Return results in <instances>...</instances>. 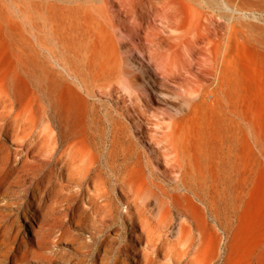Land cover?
<instances>
[{
	"label": "bare ground",
	"instance_id": "1",
	"mask_svg": "<svg viewBox=\"0 0 264 264\" xmlns=\"http://www.w3.org/2000/svg\"><path fill=\"white\" fill-rule=\"evenodd\" d=\"M202 1L88 0L84 18L76 17L67 40L60 36L38 37L31 31V25L29 31L26 29L31 37H27L23 33L25 29L22 31L16 22L9 23L7 34L0 39V175L25 172L28 158L43 157L46 162H54L53 175L57 176L56 181L62 189L72 184L89 198L91 187L98 181L103 188L97 194L100 198L120 189L121 202H126L123 203L126 204L125 222L134 233L140 227L151 236L150 229L162 226V223V227L168 228V224L177 221L174 237L180 256L209 247L214 251L209 264L215 259H218L216 264H230L228 250L242 237L233 231L229 219L217 211L216 176L213 172L210 176L206 174L200 156L189 153L182 146V139L174 136L172 125H168L166 132L160 131V122L153 121L151 110L143 105L152 98L150 93L146 94L148 85L156 80L165 85L171 81L173 86H176L174 81L183 86L191 83L193 88L198 76L203 74L202 59L185 60V53H212L211 71L207 74L215 75L217 61L214 57L220 54L223 46L220 40H226L227 45L232 38L231 16L219 15L222 21L212 15L208 17ZM178 3L187 10L188 20L194 24L204 46L216 40L213 48L189 45L187 31L179 26ZM224 3L228 11L233 9L232 0H224ZM226 19L229 29L220 38L218 27L224 25ZM168 32L170 36H166ZM122 50L128 58H138L143 78L121 79L125 74L119 59ZM195 66L196 71L192 72L191 68ZM138 79L146 83L140 91L134 82ZM177 88L184 96L189 95L188 89ZM191 91L192 96L195 88ZM99 95H105L113 109L122 110L121 115L132 120L137 140L149 144V152L131 147L125 132L115 123L110 127L109 144L101 148L103 140L96 134L94 105L90 103V98ZM10 140L19 141L14 145L25 154L23 158L18 157L20 153L11 152L7 144ZM102 155L106 176L100 166ZM134 176L146 187L134 183ZM149 184L152 187L150 196L143 199ZM153 203L160 208L156 222L150 218ZM105 206L110 207L108 203ZM164 210L168 213L166 223ZM28 225L32 232L31 223ZM150 244L146 245L151 252L144 253L139 264H160L163 260V264H169V259L166 260L169 253L160 250L157 243ZM1 247L0 244L3 264H38L43 258L40 253L43 248H33L24 242L17 250L21 257L13 255L11 260L5 247ZM123 250L127 252L128 249L124 247ZM126 260V256L119 257L116 263L125 264ZM183 261L172 260L171 264H185ZM249 264H264V261Z\"/></svg>",
	"mask_w": 264,
	"mask_h": 264
},
{
	"label": "rangeland",
	"instance_id": "2",
	"mask_svg": "<svg viewBox=\"0 0 264 264\" xmlns=\"http://www.w3.org/2000/svg\"><path fill=\"white\" fill-rule=\"evenodd\" d=\"M232 1L234 7L231 11L225 9L224 0L202 1L208 17L212 15L221 20L219 15L231 16L232 38L227 45L221 38L229 29L226 27L227 19L218 27L223 46L220 54L214 57L217 61L215 75L207 74L211 71L212 53H185V60L194 62L202 59L203 74L198 76L193 88L191 83L183 86L181 82L174 81L176 86H173L171 81L165 85L156 80V83L148 85L150 88L146 93H150L152 98L141 103L151 110L152 120L160 122V131L166 132L168 125H172L174 136L183 140H180L182 146L189 153L200 156L206 174L214 173L217 211L229 219L233 231L242 237L236 240L237 247L228 250L230 264H241L245 260L249 264L264 261V0ZM87 4L88 0H0V39L7 34L8 24L16 22L22 31L25 29L23 33L27 37H31L26 31L31 25V31H35L38 37L60 36L67 40L76 17L84 18L82 15ZM178 5L179 26L187 31V42L196 48L203 47L194 24L188 20L187 10ZM202 22L206 23V19ZM167 35L171 34L168 32ZM216 39L219 40L218 37ZM215 42L213 39L204 47L213 48ZM119 59L125 71L121 79L143 78L136 56L128 58L122 50ZM145 67L148 68L147 64ZM191 71L195 72L196 66ZM134 82L138 91L146 85L139 79ZM177 86L188 89L189 95L184 96ZM194 88L195 93L191 96L189 92ZM90 99L94 105L96 134L103 140L102 149L109 144L112 136L110 127L115 123L125 132V139L131 147L144 152L151 150L149 144L137 140L132 120L125 114L121 115L122 110L113 109L105 95ZM18 143L13 140L7 142L11 152L20 153L18 157L23 158L25 154L14 145ZM104 159L102 155L100 166L106 176ZM27 161L25 172L0 175V244L7 250L10 260L13 255L21 257L17 250L24 242L33 248H43L40 250L43 258L38 264H117V258L125 256L128 257L125 264H139L143 254L151 252L146 244L157 243L160 250L169 253L166 258L169 264L172 260L181 259L185 264H209L214 254L209 247L197 253L191 250L183 256L178 254L179 247L174 237L177 221L168 224V228L162 227V223V226L150 229L151 236L142 232L140 227L134 233L125 222L126 204L123 203L126 202H121L123 194L120 189L100 198L97 194L103 188L98 181L90 189L91 198L85 197L75 185L61 188L56 181L57 176L53 175V161L46 162L37 155ZM132 180L140 187H146L139 177L134 176ZM149 187L143 199L149 198L150 184ZM105 201L109 208H106ZM164 211L166 223L168 213ZM159 216L160 208L153 203L150 218L156 222ZM28 223L32 225V232ZM257 244L259 246L256 247ZM2 260L0 256V264H3ZM217 261L215 259L212 263ZM162 262L165 260L160 264Z\"/></svg>",
	"mask_w": 264,
	"mask_h": 264
}]
</instances>
